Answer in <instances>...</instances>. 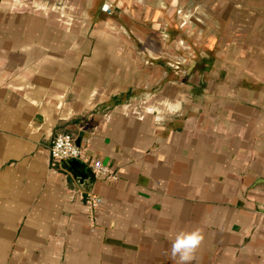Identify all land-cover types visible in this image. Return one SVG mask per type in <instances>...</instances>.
Masks as SVG:
<instances>
[{"label":"crops","instance_id":"crops-1","mask_svg":"<svg viewBox=\"0 0 264 264\" xmlns=\"http://www.w3.org/2000/svg\"><path fill=\"white\" fill-rule=\"evenodd\" d=\"M197 228L192 264H264V0H0V264H177Z\"/></svg>","mask_w":264,"mask_h":264},{"label":"built area","instance_id":"built-area-1","mask_svg":"<svg viewBox=\"0 0 264 264\" xmlns=\"http://www.w3.org/2000/svg\"><path fill=\"white\" fill-rule=\"evenodd\" d=\"M109 10L107 5L102 7V11ZM50 158L55 163H66L68 161H79L88 164L95 178L102 180H112L115 178L111 170L101 164L100 161L88 162L84 157L82 149L76 145L74 138L69 134H57L50 147ZM101 201L97 198L90 197L87 200V207L90 211L95 210Z\"/></svg>","mask_w":264,"mask_h":264},{"label":"clouds","instance_id":"clouds-1","mask_svg":"<svg viewBox=\"0 0 264 264\" xmlns=\"http://www.w3.org/2000/svg\"><path fill=\"white\" fill-rule=\"evenodd\" d=\"M171 114L180 110V102L171 104L165 102ZM204 240L202 230L197 228L192 231H181L171 241L170 255L177 264H192L195 254Z\"/></svg>","mask_w":264,"mask_h":264},{"label":"water","instance_id":"water-1","mask_svg":"<svg viewBox=\"0 0 264 264\" xmlns=\"http://www.w3.org/2000/svg\"><path fill=\"white\" fill-rule=\"evenodd\" d=\"M65 167L66 169H68L69 171H71L72 169H74L75 167H82V163H80L79 161H68L65 163Z\"/></svg>","mask_w":264,"mask_h":264},{"label":"rangeland","instance_id":"rangeland-1","mask_svg":"<svg viewBox=\"0 0 264 264\" xmlns=\"http://www.w3.org/2000/svg\"><path fill=\"white\" fill-rule=\"evenodd\" d=\"M105 13H108V14H109V13H110V11L108 10V11H106Z\"/></svg>","mask_w":264,"mask_h":264}]
</instances>
